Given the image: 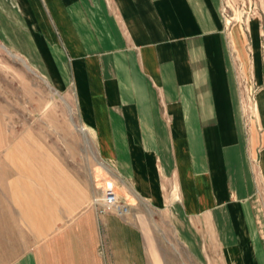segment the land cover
Returning <instances> with one entry per match:
<instances>
[{"label":"crops","instance_id":"1","mask_svg":"<svg viewBox=\"0 0 264 264\" xmlns=\"http://www.w3.org/2000/svg\"><path fill=\"white\" fill-rule=\"evenodd\" d=\"M13 1L34 22L40 68L77 94L99 175L169 205L194 252L198 238L227 264H264V55L254 43L262 86L247 129L219 0ZM36 166L0 178V264H151L134 215H99L91 179Z\"/></svg>","mask_w":264,"mask_h":264},{"label":"rangeland","instance_id":"2","mask_svg":"<svg viewBox=\"0 0 264 264\" xmlns=\"http://www.w3.org/2000/svg\"><path fill=\"white\" fill-rule=\"evenodd\" d=\"M218 9L227 35L231 60L235 65L239 99L247 129H252L257 124L256 93L262 86L255 79L253 51L256 43L260 54L264 55V0H219ZM33 23L24 18L23 11L13 0H1L2 181L10 182L11 167L32 168L37 165L39 168L38 165L42 162L50 164L51 169L55 165L65 166L83 180L91 179L93 187L89 204L97 214L112 212L121 216L134 215V220L143 226L147 256L151 264V252L155 253L161 264H227L217 246L214 245L213 249L209 246L208 250V245L202 244L197 238L194 252L193 244H187L180 238L174 227L173 213L169 205L157 209L148 202L139 201L137 197H132L135 200L131 204V199L123 193L124 186L115 183L113 176L99 175L100 170V174L104 172L106 165L99 163L95 157L91 133L86 131L85 120L80 115L77 94L73 88L57 89L40 68L44 62V51L41 40L32 35ZM259 129L262 130L261 127ZM257 148H262V145ZM258 154L252 160L255 165L259 162ZM95 176H98L97 182L94 181ZM107 188L115 193L117 204H127L128 212L119 213L116 207L102 213L97 211L94 198L105 193ZM163 192L167 199L175 200V191L171 184H167Z\"/></svg>","mask_w":264,"mask_h":264},{"label":"built area","instance_id":"3","mask_svg":"<svg viewBox=\"0 0 264 264\" xmlns=\"http://www.w3.org/2000/svg\"><path fill=\"white\" fill-rule=\"evenodd\" d=\"M105 194V195H103ZM101 194L100 196H96L94 198V204L96 206L97 211L100 213L104 212L106 209L116 207L119 213L128 212V206L126 203H118L117 204V197L111 188H107L105 193Z\"/></svg>","mask_w":264,"mask_h":264}]
</instances>
